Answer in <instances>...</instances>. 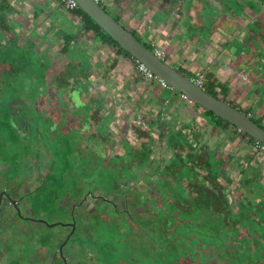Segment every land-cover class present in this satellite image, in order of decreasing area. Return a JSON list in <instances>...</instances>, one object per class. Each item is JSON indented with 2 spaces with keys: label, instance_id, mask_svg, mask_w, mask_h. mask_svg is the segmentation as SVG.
Returning <instances> with one entry per match:
<instances>
[{
  "label": "flooded vegetation",
  "instance_id": "flooded-vegetation-1",
  "mask_svg": "<svg viewBox=\"0 0 264 264\" xmlns=\"http://www.w3.org/2000/svg\"><path fill=\"white\" fill-rule=\"evenodd\" d=\"M16 1H18V12L21 14L23 19H25L26 23L30 22L29 24H31L30 32L25 38L34 40H29L28 50H23L20 48V46L17 45L16 41L17 39H20L19 31L17 30V26L19 24L14 19L10 20L9 18V16L12 14V10L14 9V7L12 6L14 0H0V3H4L3 12L0 9V56L2 57V60H4V63L0 65V69H5L6 71H8L10 70V64H14L19 70H23V68H25L23 66V63L29 62L33 64L32 61H34V65L37 66L44 65L46 63L51 64V66H49L47 69L48 72H53L54 70L55 72H60L62 65L66 63L62 55V49L68 44L71 49L77 52V54H83L87 60V63L89 64V67H86L83 72L80 71L75 74L77 76L76 78L79 79V81L83 85L72 87L71 89L68 88L71 93V98L68 99L64 97L66 100L67 108H65V112L61 114V116L54 112V92L50 93L52 95L49 96L40 95L39 93L38 95L31 96L30 92L37 93V81L34 79V77L28 76L21 82L18 81L12 83L14 85L13 88L19 91V96H11L7 93V89L11 88V84L9 83V81L5 82L4 84L0 82V89L2 87L7 88H3V96H0V104L1 102L2 104H4V106H0V112H3L4 121L10 120L16 127L19 136V144H14V147H17L16 149H18L21 145V142H23L22 144L24 145V147L19 151L22 152L21 155H23L25 164L30 169V172L24 177V179L17 178V180H4L6 181V183L0 185V200L3 197H6L9 200L12 211L11 218L13 215H17L19 217V220L31 219V221L33 222L38 221L43 225L49 227H53L55 225L64 227L63 231H51L48 235H46L48 232H46L45 234L38 229L34 230L35 232L31 236L35 235L36 233L38 234V237L37 235H35L37 237V245L45 246L47 248L44 253H37V256H34L37 260L36 263L45 264L48 262V264H80L79 261L82 260L83 262L85 261L84 263L89 262L93 264L91 261L92 257L88 256L92 254V256H94V259L99 264H116L118 260L122 258H118L120 252L115 248H117L121 242H124L125 245H130L131 248H133V250L131 251V255H138L140 260L144 259V254L148 256L144 264H156L157 261L155 253L157 252L158 248L157 243H159V241L161 240L168 247L166 238H168L169 232L173 229L169 220L170 211L167 208L165 210V199H167V195H171L168 185L172 182L175 185L180 184L187 191H189L191 195H201L199 189H197L200 185V180H203L206 183V186L208 188V191L206 193L207 195H224L232 214L247 215L250 221L257 223L259 226V231H256V228L258 229V226L254 227L252 223L246 225V228L253 229L254 233L252 237L246 232V229H243L241 227H239L236 232L233 230V237L230 238V261H232L236 256L235 253L236 250L239 249L238 245L240 244H244L251 249L256 248L261 253V258L264 260V223L259 217L260 215H264V209H259L252 206L251 202L253 201V199L250 196L252 194H250L249 191H245L243 196L250 204L244 205L242 202L236 201V203L232 205L226 197L227 194L223 191L222 186L220 189L212 188V185L210 183L212 182V180L209 181L206 176L200 174L198 171L201 164H198L199 162L197 157L202 151V148L201 146H198L199 143L201 144V141L196 137L197 131H192V137L189 138L186 132H184L180 126L178 127V129H176V123L171 122L168 116L164 114L165 107H168L167 102L169 100L167 99H165V103L167 104L160 106L159 108V111H162V113L160 112L161 116H158L157 113L153 116L154 119H152V115H150V119L146 120L145 116V120L150 125V128L152 126H159V124L164 127H161V129L159 128L161 132L158 133V136L167 137V143L172 147L171 157L168 158L166 166L158 171V173H156L155 179H151L147 176H143L142 178H140L141 180L146 181L149 184V186H145V190L148 195H142V193L137 190L138 195H136V199L134 202V205H136V208L134 210L125 205L123 201L124 195L118 194L114 196L116 191L121 193L125 192L122 191L120 185L124 183L129 184L133 180V178L138 175V172H142L143 167L147 164V160L145 158V156L147 155L144 154V152H147V150H149L150 148L151 142L154 139L153 133L149 131L150 139L141 147L140 154H144V156L135 154L134 152H136V150H134L132 152H129L128 155H124L128 156L125 159H122L124 158L123 154H115L112 155L109 159H105L103 147H108V142L111 140L112 136L107 132L105 126H103L102 124L99 125L97 121L94 120L93 106L90 105L89 102H81L77 104L74 101V94L76 92L77 95H80L81 93L89 92V89L96 87L93 81L85 78V76H89L94 73L90 70V55L84 50L85 39H80L83 33L90 32L97 39V41L113 46L117 52L123 51L118 50L117 46L111 44L101 35H99L101 32L100 30L97 32L92 27H85V15L90 19L92 18L81 8L80 9L83 12L77 13L76 10L79 8L78 4H76V6L73 8H66L60 2V0H58L62 9L68 10L72 13L74 12L73 14L79 17V25L69 30L60 28L58 39H55L56 41H60L59 49L57 52L52 51L53 53H50V50L53 47L52 41H54V39H52V36H42L41 33L44 32V28H48L50 26L51 21L45 18V20L43 21L44 26L35 23L33 21L35 17H31L30 14L22 11V8H20L19 4L20 1ZM94 1L99 3V5L105 11L112 15L116 19V21L121 23L117 16L113 15L112 12H110L102 5L101 0ZM199 3L202 6L200 16L203 17L204 20H215L225 14H228L230 16V39H264V0H200ZM245 6L249 8L248 12L244 11ZM256 9H258V19L251 16V14H253V11H255ZM92 21L96 23L93 19ZM99 28L102 29L100 26ZM102 31L105 32L103 29ZM132 34L134 35V33ZM137 40L140 41L138 38ZM142 44L153 51L156 55H158L163 61L169 63L166 59V54L163 49L147 46L144 43ZM13 47L16 48L13 50ZM136 61L137 59H135V62ZM58 66H60L61 68L58 69ZM30 68L33 69L35 67L31 65ZM175 68L182 74L190 78L191 81L197 86L205 89L207 92H209V90H213L214 92H216V95L214 96L228 102L227 99H225V94L227 93L225 87L219 85V83H213L215 86H218V88L216 89L215 87L208 86L205 73L202 70L198 69L194 70L193 73H185L180 68ZM144 78L146 77L144 76ZM196 78L200 79V83H196ZM72 79L73 77L68 78L67 86L72 84ZM146 79L153 80L150 78ZM162 87L166 86L162 85ZM167 88L175 90L170 85ZM49 89L51 88L49 87ZM175 91L181 94V96L190 103H194L181 92L177 90ZM41 92L42 91H40V93ZM91 94L93 97L98 96L96 95L97 93L95 95L93 93ZM104 95H102L99 101H102V103L106 105L108 103L104 102ZM7 99L8 107H6L4 102ZM194 104L204 109L205 118L209 120L208 122L211 125H219L222 123L225 126L232 127L235 132L237 131L236 133H241L247 138L248 143H250V153H254L258 158L255 162H253V164L252 162L242 161V166L239 169L238 167H236L237 163L235 164V162L230 158V161H232L231 165L236 167V177L234 178L235 181L242 186L248 183L259 184L260 181L258 180V175L255 174L254 171H257L256 167L258 165H264V149L260 147V143L263 142L254 139L246 132L240 130L238 127L231 123L225 124L221 121H213L210 115L207 113V111L209 110H206L196 103ZM229 104L238 108L245 115H248L252 120L255 121V119H258L260 123L264 125L260 117L253 115L249 111L243 110L239 105H236L232 102H230ZM119 105V107L123 109L122 117L124 116L125 118V106H121L120 103ZM20 106H23V110ZM4 108L5 111H2V109ZM72 110H75V112H73ZM28 113H32V115ZM133 115L134 116L132 117H140L141 112L134 113ZM63 116H65L64 120L67 122V124H65V122L62 120ZM127 117H129V113L126 118ZM16 120L18 122H16ZM186 127L188 126L186 125ZM47 133L49 134L48 138L42 139V134L46 136ZM105 134L110 135V137L106 138ZM30 138H33V140ZM53 138H56V141H54ZM4 146L11 150L9 140H6ZM58 147L71 150V153L68 154L66 160L59 159L58 155L56 154ZM86 148H89V150L85 151ZM208 153H212V150H210V148L208 149ZM99 155H102L101 161H103V163H106L108 167H115V164L113 162H116V164H118L117 162H119L120 160L121 162L125 163L126 168L125 172L123 173L115 172L113 175H115V178L118 176L119 178H117L116 180H111L109 181V183H102L103 186L95 185L91 179L92 175H86L87 173L91 174L92 172H95L99 169V167H101V165H103L98 162L100 161ZM136 155L140 157V160L137 157L135 163H131L130 160L132 158L135 159ZM186 156H192V158L186 159ZM221 156L222 155H218L217 157H215V159H212L210 165L208 164V166L204 167H207L208 173H211L213 178H217V176L220 175L219 177H222L226 182H228L231 179L229 178L227 167ZM82 159L86 160L83 165L81 163ZM220 159L222 160V162L220 163V166H217L216 162ZM12 163L13 160H10V158L6 159L1 158L0 156V167L4 168L6 166H10ZM77 171L78 173H76ZM34 175L38 180V184L35 185L32 189H30L29 187L27 188V183ZM122 176L130 177L131 179L124 180L121 178ZM88 182H90L91 185H88ZM10 184H12V187L10 186ZM24 185L26 187H23ZM22 187V190L25 191V195H20V189ZM39 188L46 189L47 195L61 194L77 196L73 200L69 198L66 199L68 202L67 206H69L68 210H66L68 207L66 208L64 204H55L53 199H48L47 209H44L38 205L39 202L38 200H36V198L34 199L33 196L28 197V195H26L37 192L38 190H40ZM20 201L22 203L21 206H19ZM173 201L178 205L180 209H186V201L179 202L176 198L173 199ZM102 202H107L116 211V215H114L113 217L114 227L116 225L115 228L118 232L120 231V233L124 231L126 233V236H124L125 238L123 237L122 240L118 238L115 240V242L110 241L111 243H109L107 242L108 238L106 237V240H104L103 243L100 244L99 242V244H97V247L96 244L88 245L85 241L79 244L77 242H72L71 244L77 243L78 246L70 249L69 245L71 244H68V242L75 233L81 236H86V234L91 235L93 233L91 229L89 230L82 225L84 221L83 218L82 220L81 218H79L80 225L77 226V214L84 212L85 216L87 217L96 214L100 219H102L103 217L105 218L106 215L104 211L100 210L99 212H97L96 210V206L100 205ZM118 202L122 205L121 208L118 207ZM86 203L90 204V209L86 207ZM40 211H43L45 215H43L42 213L40 214ZM34 212H37V214H34ZM57 212H63L61 213V218H52L53 220L50 222L47 217L51 218V214ZM111 219L112 218L109 217L107 221ZM123 219H126V222ZM103 232L106 236L105 230H103ZM142 233L146 234L147 237H150V239L149 237L147 238V242L139 239V237L143 236ZM29 237L30 236H28V240ZM43 237L45 238L43 239ZM105 245L111 248V251L114 252L115 256H108L109 259H105L103 262L100 259V256L103 255V252H101L100 249L103 246L105 247ZM82 251L83 253L85 252V254H83L84 256H81L80 254ZM74 253H77L76 258V254ZM86 259L88 260L86 261ZM263 260L260 262V264H264ZM131 264L135 263L131 262Z\"/></svg>",
  "mask_w": 264,
  "mask_h": 264
},
{
  "label": "crops",
  "instance_id": "crops-1",
  "mask_svg": "<svg viewBox=\"0 0 264 264\" xmlns=\"http://www.w3.org/2000/svg\"><path fill=\"white\" fill-rule=\"evenodd\" d=\"M19 1L22 11L35 17L32 18L35 23L44 26L45 18L51 21L42 36L58 39L60 28L69 30L79 25V17L62 9L58 0ZM101 2L142 43L163 49L171 65L185 73L202 70L208 86L215 89L218 88L216 83L224 86L229 103L260 117L264 123V39H230V16L204 20L200 16V0ZM80 39H85L90 70L98 76L94 84L105 93V103L115 99L121 106H134V112L128 110L129 115L134 116L139 111L140 117L146 116V120L150 115L154 119L157 113L161 116L160 106L168 103L164 114L169 120L193 128L197 139L210 150L214 149L216 155L230 154L231 160L238 164L242 161L253 164L257 160L258 157L250 153V143L243 134L222 123L211 125L204 109L175 90L162 87L155 79L144 78L136 70L135 59L130 54L117 52L113 46L97 41L90 32L83 33ZM165 99L169 101L165 103ZM256 168L258 170L259 165ZM11 219L17 220L15 225L20 226L17 215Z\"/></svg>",
  "mask_w": 264,
  "mask_h": 264
},
{
  "label": "rangeland",
  "instance_id": "rangeland-1",
  "mask_svg": "<svg viewBox=\"0 0 264 264\" xmlns=\"http://www.w3.org/2000/svg\"><path fill=\"white\" fill-rule=\"evenodd\" d=\"M17 5H18V1L14 0V3L12 5L14 9L12 10L11 12L12 14L9 16V18L10 20L14 19L19 24L17 26V30L19 31L20 39H17L16 41L17 45L20 46V48L23 50H28L29 40H34V39L25 38L30 32L31 24H29L30 22L26 23L25 19H23V17L17 10ZM248 9L249 8L245 6L244 11L248 12L249 11ZM251 16L258 19V9L253 11V14H251ZM52 42H53L52 43L53 47L51 48L50 53L57 52L60 46L59 45L60 41H56L54 39V41ZM16 47H13V50ZM85 78L94 82L98 79V76L95 73L89 76H85ZM93 88L89 89L88 90L89 92H84V93H81L80 95H77V93L75 92L74 101L77 104L81 102H89V104L93 106L94 120L97 121L99 125L102 124L103 126H105V128L107 129V132L112 136L111 140L108 142V147L107 148L103 147L105 159H109L112 155H115V154H119V155L123 154V156L128 155L129 152H132L134 150H136V152H134L135 154H140L142 145H144V143L149 141L150 139L149 131L153 133L154 139L151 142L150 148L149 150H147V152H144V154L147 155L145 156L147 160V164L143 167L142 172H138L137 173L138 175H136L129 184L124 183L120 185V188L122 189V191H125V192L121 193V192L116 191L114 194V196L118 194L124 195L123 201L125 205L128 206L130 209L134 210L136 208V205H134V202L136 199V195H138L137 192L140 191L142 195H146L147 193L145 190V186H149V184L146 181H143L140 178H142L143 176H147L151 179H155L156 173H158V171H160L163 167L166 166V162L168 158L171 157L172 147L168 145L167 137L158 136V133L161 132L159 128L160 129L161 127L164 128L163 126H161V124H159V126H152L150 128V125L145 120V116L144 117H137V116L132 117L129 115V117L126 118V116H128L127 112L129 109H131L134 112V109H133L134 106H131V105L126 106L125 108L126 112L124 114L125 118L124 116L122 117L123 109L119 107L120 106L119 103H117L115 99H111L112 102H110V99L108 98L109 103L104 105L102 101H99L102 95H104V92L102 91V89H99L97 86ZM90 92L93 93L94 95L97 93L96 95L98 96L93 97ZM55 100L56 101L53 102V106L56 108V111L54 110V112L59 114V116H61V114L65 112V106L62 109H60L58 107V99L56 98ZM7 101L8 99L4 101L6 107H8ZM2 106H4V104H2ZM20 107L21 109L23 108V106H20ZM28 114L32 115V113H28ZM64 117L65 116L62 117V120L65 122V124H67V122L64 120L65 119ZM3 119H4L3 112H0V120H3ZM180 127L183 129L184 132H186L189 138L192 137L193 128L189 129L188 127L182 125V122L180 124ZM110 135L105 134V137L109 138ZM46 136L42 134V139H47L49 134L47 133ZM33 138H30V139L33 140ZM53 139L54 141H56V138H53ZM22 143L23 142H21L20 147L17 150H15L16 153L14 151L11 152L12 150L8 148H4L5 147L4 145L2 146V148H4L2 155L6 157V159L10 158V160H12L13 158H16L17 160L13 162L10 166H6L4 168L0 167V185H3L6 183V181H4L5 179H14V180H17V178L24 179V177L30 172L29 167H27L25 164L23 155H21L22 152L19 151L24 147ZM198 146H201L202 148V151L199 153L197 157L198 162H199L198 164H201V166H199L198 171L200 174L206 176V178L209 181L212 180V182L210 183L213 189H220L222 186L223 191L227 194L226 197L228 198V200L230 201L232 205H234L236 201L242 202L244 205L250 204L246 201V198L243 196L245 191H249V193L252 194L250 195L253 199V201L251 202L252 206L257 207L259 209L260 208L264 209V165L260 164L259 169L257 171L256 170L254 171V173L258 175V180L260 181L259 184L248 183L242 186L241 184H238L235 181L234 177H236V170H235L236 167L231 165L232 161H230V154L223 152L221 157L223 158L225 162L227 171L229 173V178L231 179L230 180L231 182L230 181L226 182L222 177H219L220 175H218L217 178H213L211 173H208L207 167H204V166H208V164L210 165L212 159H215V157L218 156L216 155V152L214 151V149L211 155L210 153H208L209 147L206 146L204 142H202L201 144L199 143ZM87 150H89V148H86L85 151ZM144 154H140V155L144 156ZM99 157H100L99 159L100 161L98 162L103 165H101V167H99V169L96 170L95 172H92L91 174H88V173L86 174L87 176L92 175L91 179L95 185L103 186L102 183H109V181L116 180L117 178H119V176L115 178V175H113L115 172L116 173L125 172L126 170L125 163L121 162L120 160L119 162H117L118 164H116V162H113L115 164V167L111 168V167H108L106 163H103V161H101L102 155H99ZM126 157L128 156H124V158L122 159H125ZM137 157L138 156L136 155V158L135 159L132 158L130 162L135 163ZM138 159L140 160V157H138ZM84 162H86V160L82 159L81 161L82 165L84 164ZM241 166L242 164L237 163L238 168H240ZM76 173H78V171ZM121 178L124 180L131 179L130 177H125V176H122ZM86 179H89V178H86ZM37 181L38 180L36 179L35 175L31 177L30 181L27 183V188L29 187L30 189H32L35 185L38 184ZM12 184H10L11 187H12ZM88 185H91V183L88 182ZM23 187H26V186L24 185ZM23 187L20 189L21 191L20 195H25V191L22 190ZM26 195H28V197L33 196L34 199L36 198V200H38L39 202L38 205L44 209H47L48 199H53L55 204L56 203L64 204L66 208L68 207L66 210L69 209V206H67L68 202L66 199L69 198L73 200L77 196V195H61V194L60 195H47L46 189H40L33 194L30 193ZM10 205L11 204L9 200L6 197H3L0 200V264H8L10 261H14V260H16L17 264H28V263L37 264L36 263L37 260L35 258L37 256V253H44L47 250V248L45 246L37 245L38 234L37 233L35 234L37 235V237L35 235L31 236L35 232L34 230L38 229L39 231L45 234L46 232H48L46 234L48 235L49 232L51 231L52 232L55 230L63 231L64 227L60 225L49 227V226L43 225L41 222H38V221L33 222L31 221V219H20V220L18 219L21 227L18 225L17 227L15 225V222L17 220L11 219L12 211H11ZM21 205L22 203L20 201L19 206ZM86 207H88V209L91 208L89 203H86ZM118 207L119 208L122 207V205L119 202H118ZM96 210L97 212H99L100 210L104 211L106 215L105 218L103 217L102 219H100L96 214L90 215V217H87L85 216L84 212L79 213L76 216V219H78L77 226L80 225L79 218H81V220L83 218L84 221L82 225L85 226V228L89 230L91 229L93 233L91 235L86 234V236L77 235V233H75L72 236V238L69 239L68 244H71L72 242H77L79 244L85 241L88 245L96 244V247H97V244H99V242L101 244L104 242V240H106V237L108 238L107 242L111 243V242H115V240L118 238L122 240L123 237L126 236V233L124 231L120 233V231L118 232L116 230L115 228L116 225L114 227L113 217L114 215H116V211L107 202H102L100 205H97ZM35 213L37 214V212H34V214ZM41 213L45 215L43 211L42 212L40 211V214ZM61 213L63 212L52 213L50 216L51 218L49 217L47 218L51 222L53 219L61 218L62 216ZM109 217H111L112 219L107 221ZM259 217L264 223V215H260ZM124 221L126 222V219ZM103 230H105L106 236L104 235ZM142 235H141L142 237H139V239L147 242V238L149 236L147 237V235L144 233H142ZM28 236H30L29 237L30 241L28 240ZM44 238L45 237H43V239ZM77 243H73L69 245L70 246L69 248L72 249V248L77 247L78 246ZM115 249H118V251L120 252V255H118V258H122V259H119L116 264H127V263L131 264V262L135 264H144V262H146L148 258V256H146L145 254H144L143 260H140L138 255L136 254L131 255V251L133 250V248H131L130 245L128 246L125 245L124 242H121L119 246ZM100 250L101 252H103V255L100 256V259L103 262L105 259L108 260L109 257H112V255L115 256L114 252L111 251V248L109 246L105 245V247L104 246L101 247ZM74 254H76L75 256L76 258L77 253H74ZM80 254L81 256H84L83 254H85V252L83 253L82 251ZM88 256L92 257L91 261L93 264H99L94 259V256H92V254ZM87 260L88 259H86V261ZM84 262L82 260L79 261L80 264H91L89 262L88 263H84ZM45 264H48V262Z\"/></svg>",
  "mask_w": 264,
  "mask_h": 264
},
{
  "label": "trees",
  "instance_id": "trees-1",
  "mask_svg": "<svg viewBox=\"0 0 264 264\" xmlns=\"http://www.w3.org/2000/svg\"><path fill=\"white\" fill-rule=\"evenodd\" d=\"M0 9L3 12L4 3H0ZM76 12L79 13L83 11L78 8ZM85 17L86 28L92 27L97 32L100 30L101 32L99 35L111 44L117 46L118 50L128 53L107 33L103 32L92 19L86 15ZM62 55L66 63L62 65V68L60 66L57 67L58 69L61 68L60 72H55V70L53 72H48L47 69L51 64L46 63L37 66L34 65V61H32L33 64L29 62L23 63L25 67L23 68L24 71L19 70L14 64H10V70L8 71L0 69V82L4 84L9 81L11 84L10 89L5 87L0 89V96H3L4 89H7V93L11 96H19V91L13 88L14 85L12 83L21 82L26 77L30 76L34 77L37 81V93L30 92L31 96L38 95V93L40 95L49 96L52 95L50 93L54 92V100L56 98L58 99V107L60 109L64 106L67 108L65 98H71V93L68 88L71 89L72 87L83 85L79 79L76 78L77 76L75 74L80 71L83 72L86 67H89V64L85 56L83 54H77L76 51L70 48L69 44L62 49ZM3 63L4 60H2L0 56V65ZM31 65L35 68L31 69ZM69 77H73L72 84L67 86ZM49 87L51 89H49ZM40 91L42 92L40 93ZM209 92L216 95V92L213 90H209ZM1 105L2 102L0 106ZM2 111H5V108L2 109ZM72 111L75 112V110ZM207 113L213 121H221L225 124H229L216 116L213 112L207 111ZM255 121L264 128V125H262L258 119H255ZM16 122L18 121L16 120ZM18 139V132L13 122L10 120H0L1 158H6L2 155L3 149L6 148H2V146L5 145L6 140H9L11 152H15L17 147H14V144H19ZM70 153V149H63L60 147H58L56 151L60 160H66ZM190 158H192V156H186V159ZM12 160L15 162L17 159L13 158ZM199 184L197 189H199L201 195H191L189 191L180 184L175 185L172 182L168 185L171 195H167V199H165V210L167 208L170 211L169 220L173 229L169 232L168 238L165 237L168 242V247L161 240L157 243L158 248L155 253L156 264H260L263 260L261 258V253L256 248L251 249L244 244L238 245L239 249L236 250V256L230 261V238L233 237V230L236 232V230L241 227L246 229V232L252 237L254 231L251 228H246V225L252 223L254 227H257L258 224L250 221L247 215L232 214L224 195H207L208 188L206 183L200 180ZM175 198L179 202L186 201L185 210L180 209L178 205L174 203L173 199ZM256 231H259V226L258 229L256 228ZM9 264L17 263L16 260H14Z\"/></svg>",
  "mask_w": 264,
  "mask_h": 264
},
{
  "label": "water",
  "instance_id": "water-1",
  "mask_svg": "<svg viewBox=\"0 0 264 264\" xmlns=\"http://www.w3.org/2000/svg\"><path fill=\"white\" fill-rule=\"evenodd\" d=\"M76 2L79 8L87 13L123 49L147 66L175 90L181 92L190 101L202 106L206 110L212 111L221 119L235 125L254 139L264 143V129L254 120L225 100L197 86L190 78L182 74L174 66L163 61L158 55L138 41L128 29L116 21L99 3L94 0H76ZM180 124L181 122L175 124L176 129H178ZM221 162L222 160L220 159L216 164L220 166Z\"/></svg>",
  "mask_w": 264,
  "mask_h": 264
},
{
  "label": "built area",
  "instance_id": "built-area-1",
  "mask_svg": "<svg viewBox=\"0 0 264 264\" xmlns=\"http://www.w3.org/2000/svg\"><path fill=\"white\" fill-rule=\"evenodd\" d=\"M60 2L66 7V8H73L76 6L75 0H60ZM136 68L139 72H141L146 78L155 79L157 82H159L161 85L169 87V85L159 76H157L154 72H152L150 69L147 68L143 63L136 61ZM196 83H200V79L196 78ZM260 147L264 149V144L260 143Z\"/></svg>",
  "mask_w": 264,
  "mask_h": 264
}]
</instances>
